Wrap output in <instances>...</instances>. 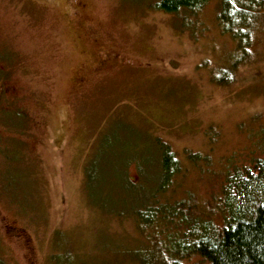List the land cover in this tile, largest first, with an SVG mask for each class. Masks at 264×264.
Wrapping results in <instances>:
<instances>
[{
    "label": "rangeland",
    "instance_id": "374dc122",
    "mask_svg": "<svg viewBox=\"0 0 264 264\" xmlns=\"http://www.w3.org/2000/svg\"><path fill=\"white\" fill-rule=\"evenodd\" d=\"M157 1L0 0V264H151L146 250L170 232L142 233L139 200L89 199L85 167L105 137L97 159L121 166L116 154L132 151L130 186L146 194L158 185L151 142L169 144L181 170L159 199L184 198L204 218L219 217L226 172L264 155V28L245 57L217 21L220 0L177 14Z\"/></svg>",
    "mask_w": 264,
    "mask_h": 264
},
{
    "label": "trees",
    "instance_id": "16d2710c",
    "mask_svg": "<svg viewBox=\"0 0 264 264\" xmlns=\"http://www.w3.org/2000/svg\"><path fill=\"white\" fill-rule=\"evenodd\" d=\"M208 1L210 0H159L155 7L167 13L177 14L182 9L196 11ZM217 21L222 31L236 41L237 49L246 57L256 30L264 28V0H220ZM243 59L236 58L230 65L220 67L215 75L216 80L220 83L231 81L230 70ZM120 128L122 129L121 126ZM120 128L117 126L115 129L119 132L118 139H122ZM128 129L130 134L135 132L131 143L137 141L135 139H138L140 134L132 130L131 126ZM108 139L109 137L103 139L100 153L105 150L102 148L111 147ZM150 146L155 148L154 151L156 150L158 155L159 167L153 174V181L158 185L156 190L147 194L141 184L130 186L126 166L134 157L132 151L125 154L121 149V154H116L119 161L115 163H121V166L113 165L115 159L106 166L104 156L101 160L97 159L100 155L98 153L91 156L85 167L86 188L91 202L107 206L113 201L112 205L115 203L125 206L129 200H133V205L139 200L138 204L141 205L132 210L142 233L155 240L157 231L170 232L165 238L159 239L160 236H157L156 240H160L161 246L156 244L155 248H152L156 253L146 250L156 254L149 263L182 264L185 258H195L202 264H264V155L255 158L252 164L234 165L226 172L217 203L219 217L204 218L195 214L193 207L184 198L159 199L160 195L169 190L172 179L180 172L181 166L175 152L166 142L155 140ZM154 151L144 145L141 152L136 153L137 163L145 174L148 164L153 160V157H149L153 156ZM108 156L110 160L114 157L112 154ZM196 158L197 156H193V159ZM99 165L101 170L98 173L96 168ZM120 184L126 189L116 187ZM112 186H115L117 191L114 199L99 196V192L106 194L107 189L110 192ZM138 261L141 264L142 261Z\"/></svg>",
    "mask_w": 264,
    "mask_h": 264
}]
</instances>
